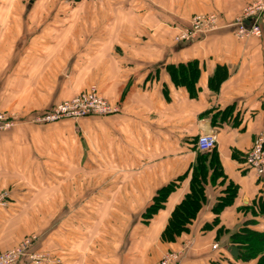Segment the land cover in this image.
I'll use <instances>...</instances> for the list:
<instances>
[{"label": "crops", "instance_id": "crops-1", "mask_svg": "<svg viewBox=\"0 0 264 264\" xmlns=\"http://www.w3.org/2000/svg\"><path fill=\"white\" fill-rule=\"evenodd\" d=\"M250 1L0 0L3 108L28 119L92 86L120 107L0 132V249L37 234L32 249L60 260L45 264H158L170 252L179 254L171 264H257L229 250L246 221L264 230V176L245 163L264 133V33L239 39L233 23ZM199 13L219 14L220 27L177 41ZM181 63H197L199 75L171 74ZM206 133L217 136L226 178L209 172L189 230L165 240ZM230 181L237 196L217 214ZM171 183L164 206L145 216Z\"/></svg>", "mask_w": 264, "mask_h": 264}, {"label": "built area", "instance_id": "built-area-1", "mask_svg": "<svg viewBox=\"0 0 264 264\" xmlns=\"http://www.w3.org/2000/svg\"><path fill=\"white\" fill-rule=\"evenodd\" d=\"M72 1V0H69ZM221 17L217 13H199L192 16L189 24L176 35L177 41H184L206 35L220 27ZM235 36L245 39L261 36L264 33V0H251L234 19ZM119 105L113 104L103 97L96 86L81 92L71 99L56 104L44 113H37L28 119L19 117L15 113L5 112L0 108V132L16 127L27 121L31 123H54L64 119L79 122L89 116H107L118 113ZM217 145V136L206 133L199 136L197 148L199 151H209ZM246 165L254 170L259 177L264 176V133H259L245 158ZM8 193H0V207L7 206ZM38 240L37 234L24 237L18 244L8 249H0V264H20L26 259L30 264H45L60 262L49 253L34 251L33 245ZM218 244H214L217 248ZM176 252L167 253L158 264H171L178 259Z\"/></svg>", "mask_w": 264, "mask_h": 264}, {"label": "trees", "instance_id": "trees-1", "mask_svg": "<svg viewBox=\"0 0 264 264\" xmlns=\"http://www.w3.org/2000/svg\"><path fill=\"white\" fill-rule=\"evenodd\" d=\"M76 1L80 0H72V2ZM169 70L171 74L176 75L179 73L180 76L184 71H186L187 75L189 72L191 77H197L200 73L197 63L170 65ZM210 171H212V180H215L219 175H223L224 179L226 178L216 147L209 151H199L190 192L186 194L184 199L172 212L169 223L163 232V239L175 240L182 232L189 230V224L197 217L198 212L206 201L205 185ZM174 188L175 184L171 183L160 189L154 197V203L147 208L145 216L150 217L162 208L168 195ZM237 193L238 185L230 181L226 186L225 194L219 197L214 206V212L219 214L226 206L232 204ZM263 198L261 197V202L258 203L260 212H264ZM252 210L255 211V208H252ZM218 222L219 218L216 217L213 224H217ZM253 224V220L246 221L231 235L230 241L231 244L240 249V254L237 258L243 261L258 260L257 264H264V230L260 231L252 228Z\"/></svg>", "mask_w": 264, "mask_h": 264}, {"label": "rangeland", "instance_id": "rangeland-1", "mask_svg": "<svg viewBox=\"0 0 264 264\" xmlns=\"http://www.w3.org/2000/svg\"><path fill=\"white\" fill-rule=\"evenodd\" d=\"M0 108L2 109V110H4L5 112H8V113H15L16 115H18L19 117H23L22 116V112L21 111H19V110H16V109H5V108H3V106L0 104ZM70 120V119H69ZM10 130V129H9ZM7 131V130H6ZM47 178H49V176L47 177ZM48 180V179H47Z\"/></svg>", "mask_w": 264, "mask_h": 264}, {"label": "water", "instance_id": "water-1", "mask_svg": "<svg viewBox=\"0 0 264 264\" xmlns=\"http://www.w3.org/2000/svg\"><path fill=\"white\" fill-rule=\"evenodd\" d=\"M229 250L235 257H238L240 254V249L236 246L229 247Z\"/></svg>", "mask_w": 264, "mask_h": 264}]
</instances>
